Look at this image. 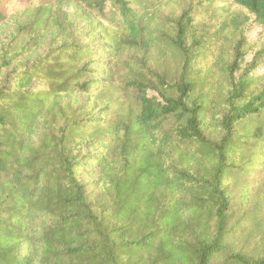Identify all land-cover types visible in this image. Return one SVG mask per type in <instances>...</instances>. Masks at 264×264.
<instances>
[{
	"label": "trees",
	"instance_id": "1",
	"mask_svg": "<svg viewBox=\"0 0 264 264\" xmlns=\"http://www.w3.org/2000/svg\"><path fill=\"white\" fill-rule=\"evenodd\" d=\"M250 26L264 0H0V264H264L230 243L264 221Z\"/></svg>",
	"mask_w": 264,
	"mask_h": 264
},
{
	"label": "rangeland",
	"instance_id": "2",
	"mask_svg": "<svg viewBox=\"0 0 264 264\" xmlns=\"http://www.w3.org/2000/svg\"><path fill=\"white\" fill-rule=\"evenodd\" d=\"M179 7L180 5H173L167 8L165 13L168 14L170 11H174V10L179 11ZM66 9L70 11L69 7H67ZM12 28H13V23H9L8 25L4 26L2 35L4 36L9 34ZM54 34H55L54 32L51 33V35L49 36L50 39L54 36ZM246 36L250 44L259 41L255 45L256 50L254 52L264 48V29L261 30L257 26H250L247 30ZM252 56L253 53L250 52L247 56L248 60H251ZM161 66L164 69H167L168 72L171 73H173L177 69L176 63L170 61L162 63ZM261 68L264 73V64L261 66ZM238 185L240 189L243 188V186L250 189L251 191L250 198H252L251 204L254 205L257 202L259 195H261L260 192L262 187L264 189V176L260 177L256 181L253 178L243 179ZM256 213L257 212H254V208H252L251 211L248 210L247 213L248 217L243 218L246 231L240 233L237 237L233 236L231 238L230 243L233 245L234 248L246 251V250H251L255 247H262L264 242V221L260 219L261 216L258 217L261 223L260 225H257L255 222L250 220L253 217V215L255 217Z\"/></svg>",
	"mask_w": 264,
	"mask_h": 264
}]
</instances>
